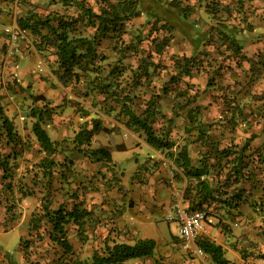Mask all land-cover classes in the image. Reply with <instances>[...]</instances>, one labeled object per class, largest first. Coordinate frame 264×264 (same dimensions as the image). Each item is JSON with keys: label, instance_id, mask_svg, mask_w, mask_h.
I'll use <instances>...</instances> for the list:
<instances>
[{"label": "rangeland", "instance_id": "rangeland-1", "mask_svg": "<svg viewBox=\"0 0 264 264\" xmlns=\"http://www.w3.org/2000/svg\"><path fill=\"white\" fill-rule=\"evenodd\" d=\"M160 1L169 2L170 0ZM177 1L182 7H186L189 3L194 8L188 14L189 21L186 24L175 18V13L180 11L179 9H170L173 12L167 18L173 20L175 29L170 34L169 42L159 59L156 58L160 60L161 65L165 66V70L163 69L159 76L153 78L151 86L155 88H159L168 80L172 61L175 58L192 55L191 38L198 31L206 30L215 23L206 12L207 0ZM217 1L222 6L228 5L231 8V16L221 13L224 25H229L228 22H233L231 20L235 19V23H239L238 28H241L244 24L240 22V19L244 15L248 26L240 33H236L234 39L242 44V52L247 58L253 57L254 53L264 48V0H243V7L235 3L236 0ZM141 3V15L125 24L123 39L128 42L134 35H137L143 40L141 48L147 52L150 25L146 22L145 12L152 5L150 0H141ZM50 12L72 14L73 9L65 10L60 4L52 3L50 0H0V103L23 144V147L17 146L15 149H11V145L1 148L3 153L19 154L14 162L18 167L12 170L13 181L18 186V180L23 179L21 176L25 167L37 162L42 155L31 133L33 120L28 117L31 107H40L43 103L42 101L33 103L30 94L39 95L37 93L41 90L43 93L41 95L49 101V107L52 109L51 118L46 121L45 129L52 140L60 143L61 152L55 159L58 162L72 161V165L65 171L71 181L69 186L63 187L60 192L58 183L52 182L48 196V199L50 197L52 200L50 209H55L61 203L69 207L72 199L67 197L65 192L68 191V193H76L84 207L91 212L80 227L73 223L66 226V237L72 245L71 256L85 260L89 259L94 251H100L105 242L108 244L112 241L132 243L138 238H151L156 242L153 255L149 258L131 260L126 264H194L191 261L193 259L199 260V264H212L208 257H195L180 249L176 238L171 236L175 233L174 223L167 224L163 221L161 212L154 218L156 222L153 218H150V221L146 219V209L143 207L145 201L142 200L146 192L143 191L150 184L148 176L158 170L160 160L145 165V162L138 158L139 155L135 153L130 155V150L140 144V141L130 140L128 130L116 126L112 133L100 132L92 139L91 148L105 146L110 150L111 155L121 158L120 162H114L112 158L109 162L92 161L83 150L77 151L73 148L74 134L87 125L85 122L88 123L90 117L99 118L106 128L116 125L112 117H106L103 112L99 111L98 104L93 106L92 101L99 103L100 97L83 98L81 96V92L84 91L82 84L60 86L54 76L57 67L54 49L45 48L44 51L39 52L33 46L35 37L28 31H26L28 32L27 41L21 40L18 43V51L10 52L9 33L5 27L20 30L16 23L18 18L31 14L44 17ZM162 31L160 33H163ZM154 36L155 32L151 34V37ZM208 38L205 37L203 45L200 44L199 56L207 54V59H211L219 56L221 48L218 50V44L207 42ZM112 49L113 46L108 41H104L99 48V52L108 56V62L115 61L114 57L117 55ZM41 63L44 70L40 72L39 68L43 67ZM120 63L135 67L136 59L130 56L128 59H122ZM212 66L216 64L213 63ZM218 75L219 73H213V81H211L212 77L207 78L204 71L194 72L191 79L181 77L177 85L171 84V92L161 100L160 113L163 118H158L154 128L168 131V139L173 147L169 151L161 152L172 163L175 162L172 154H176L177 150L186 143L191 146L195 145L194 148L198 145H213V143H217L218 148L230 144L241 146L250 134L260 132L264 127V103L253 101L258 96V92L252 93L249 90L253 87L259 91L264 89L263 74L259 75L258 84H256L258 80L255 82L244 80L245 87H248L246 92L250 93L248 95L250 97L253 94V98L246 102L251 108L246 107L242 110L241 116L233 112L237 116L236 126L229 125L226 120L228 115L224 114L227 109L231 110L233 104L232 101L230 102L231 96L228 97L227 94L235 92V89H226L222 81L218 79ZM186 84L188 86H185ZM245 87L243 86V89ZM180 90H186L187 93L183 97H177L176 93ZM82 107L89 111L87 118L81 117ZM244 112L246 118L243 117ZM249 112L251 115H248ZM239 117L247 120L242 121ZM236 141L239 143L234 144ZM249 144L250 147L246 154L252 153V144ZM261 145L264 146V143ZM118 147L124 150L116 152ZM206 156H210L208 150L203 153L200 149L197 153V159L204 160ZM256 157L257 155L252 156L251 160L256 161ZM210 158H207L209 163H211ZM149 161L152 160L149 159ZM10 162L13 164L12 159ZM253 165L254 163H251V169ZM212 174L216 177V173ZM32 181L31 177V183ZM188 181L194 183L193 179ZM2 183L0 173V264H52L53 260L61 256V252L48 240L46 233L48 224L45 218H41L39 223L36 222L34 228L29 222L32 216L42 215L41 194L36 193L19 201L18 190L15 189L12 194L5 192ZM165 185L169 187V184ZM31 187L36 191L33 185ZM177 188L182 189L180 185ZM156 207L157 205H153V209ZM212 213L213 211L209 212L208 216L211 217ZM142 218L146 220L143 221ZM234 224V221L232 224L221 221L210 224L209 230L215 228L213 230L215 233L210 232L207 239L214 243L218 240L227 252V257L234 264H264V242L261 247L252 241L242 246L239 241L241 235L234 230ZM251 230L256 229L253 227ZM256 231L257 236L261 234L264 238V230L258 232L257 229ZM235 253L241 257V260Z\"/></svg>", "mask_w": 264, "mask_h": 264}, {"label": "trees", "instance_id": "trees-1", "mask_svg": "<svg viewBox=\"0 0 264 264\" xmlns=\"http://www.w3.org/2000/svg\"><path fill=\"white\" fill-rule=\"evenodd\" d=\"M50 1L60 4L65 10L73 9V13L50 12L44 17L31 14L18 18L16 23L21 31H28L35 37L33 46L39 52L44 51L45 48L54 49L57 65L54 76L60 86L82 84L84 91L81 92V96L83 98L100 97L99 103L92 101L93 106L98 104L99 111L103 112L106 117L113 118L116 125L106 128L99 118L90 117L88 123L85 122L87 125L74 134L73 148L77 151L83 150L84 154L92 161H111V152L108 148L105 146L91 148V143L92 139L100 132L112 133L116 126L139 136L148 147L155 151H169L173 146L168 139V131H163L161 128L157 131L154 128L158 118H163L160 113V102L171 92V84L177 85L181 77L191 78L194 72L204 71L205 74H210L211 79L213 74L209 69H206L205 64L212 65V63L217 64L218 62L217 66L223 67V63L229 61L239 66L241 61L249 60L248 73L251 81L262 70L264 71V48L254 53L252 58H247L242 53V44L234 39L236 33H240L248 26L244 15L240 19V22L244 24L241 28L235 24L224 25L221 13L231 16V8L228 5L222 6L217 0H207L205 6L207 14L215 23L206 30L198 31L191 38L194 54L189 57L175 58L172 61L168 80L162 83L159 88L151 86V83L154 77L159 76L163 69L165 70V66L161 65L160 60L156 58L159 59L169 42L170 34L175 29L173 20L167 18L173 12L170 9H179L180 11L175 13V18L186 24L189 21L188 14L194 6L188 3L186 7H182L177 0L169 2L150 0L152 9L149 8L145 12L146 22L150 25L147 36L149 48L146 52L141 48L143 40L137 35H134L128 42L123 39L126 30L125 24L141 15V0ZM235 3L241 7L244 4L243 0H236ZM231 21L235 22V19ZM161 30L163 33H160ZM154 32L155 36L151 37ZM205 37H209L207 42L218 44V50L225 47V51H229L230 54L220 57L219 61L216 58L207 59V54L200 57L199 48L200 44L203 45ZM104 41L112 44V51L117 53L114 57L115 61L108 62V56L99 52ZM130 56L136 59L135 67L121 65V60L128 59ZM230 64L225 65L224 68L230 69ZM213 72L218 74L219 68L218 71L214 70ZM213 80L211 79V81ZM186 86L188 85L186 84ZM186 93V90H180L176 96L183 97ZM30 99L33 103L43 102L42 106H33L28 112V117L33 120L31 133L42 155L37 162L25 167L21 176L23 179L18 180L19 185L17 186L12 178V170L18 167L14 162L19 154L3 153L1 148L11 145V149H15L17 146L23 147V144L0 103V173L4 191L12 194L17 189L20 194L19 201L36 193L41 194L42 215L32 216L29 222L34 228L36 222L39 223L41 218H45L48 224V228H46L48 240L61 252V256L53 260L52 264H126L131 260L151 257L156 247L155 240L151 238H138L132 243L112 241L111 244H108L105 242L100 251H94L89 259L85 260L71 256L73 251L72 245L66 237V226L73 223L80 227L91 212L84 207L76 193H68V191L65 193L72 199L70 206L67 207L61 203L55 209H50L52 200L50 197L48 199V196L52 182L58 183L60 192L63 187L69 186L71 181L65 171L72 165V161L58 162L55 159L61 149L60 143L52 140L45 129L46 121L50 120L52 113L49 101L41 94H30ZM231 101L233 102L232 108L230 111L226 110L229 112L226 120L229 125L236 126L237 116L233 112L235 111L241 116L247 103H237L235 98L230 99ZM80 111L82 112L81 117L89 116L87 109L82 107ZM262 132H264V127H262ZM254 137L255 135L250 134L241 146L230 144L218 148L217 143H213L216 145L214 164H211L212 162L206 164L207 158H210L206 156L204 160H200L201 165L191 166L185 147L180 148L176 154H172L177 168L186 180L183 197L189 208L205 209L211 212L210 206L218 199L229 208L237 206L245 191L242 186L243 182L251 180L250 175L254 174L250 168L251 163L255 162L254 159L251 160L254 153L246 154L250 146L249 142ZM123 150L120 147L116 149L117 152ZM256 158L257 162L264 161V158L259 154ZM222 160L225 162L223 163ZM221 164L224 165L221 166ZM12 166L15 167L12 168ZM212 173H216V177ZM263 178L262 176V180H260L262 183ZM191 179L194 180V183L188 181ZM229 198L235 203L233 206L228 205ZM197 245L204 255L210 258L212 264H234L225 257L222 246L205 238L199 239Z\"/></svg>", "mask_w": 264, "mask_h": 264}, {"label": "crops", "instance_id": "crops-1", "mask_svg": "<svg viewBox=\"0 0 264 264\" xmlns=\"http://www.w3.org/2000/svg\"><path fill=\"white\" fill-rule=\"evenodd\" d=\"M228 24L229 25L235 24L238 26L237 22L236 23L235 22H228ZM193 52L194 51L192 49V54H194ZM219 54H221V55L216 56V57H212V58H216L217 61H219L220 57L222 58L223 56L229 55L230 52L225 51V47H222ZM230 63L231 62L226 61L225 63H223V67H221V66L218 67L217 66L218 62L216 64V66H212L210 64H205V66H207V68L208 67L210 68L209 70H211L210 73L212 72V74L214 73L213 72L214 70L218 71V68H219L218 79L220 81H222V83L224 84V87L226 89H229V90L235 89V92H229L227 94L228 97L231 96L230 99L235 98V101L237 103L241 102L242 104H244V103L248 102V100H252V98H253V94L251 95V97L248 96L250 93L246 92L248 90V87H245V84H244V80H246V79L250 80V74L248 73L249 60H247L246 62L241 61L239 66H237L235 63H231V64ZM229 64L231 65V68L226 70L224 67H225V65H229ZM260 74L261 75L263 74V76H264V71L262 70L261 73H259L257 76H255V78L252 79V82L253 81L255 82L256 80H258ZM206 76H207V78H210L209 74H206ZM191 78H187V79H191ZM212 79H213V77H212ZM259 82H260V80H258V82L256 84H258ZM243 86L245 87L244 89H243ZM249 90L252 93L258 92V96L255 99H253V101L257 100V101L264 103V89L259 91L256 89V87H253L252 89H249ZM37 94H43V93L40 90ZM246 107L251 108L249 103L246 104L245 108ZM224 114L228 115L229 112H225ZM248 115H251V112H249ZM243 117L246 118L245 112H244ZM241 120L245 121L247 119L242 118ZM213 127L215 129L218 128L217 126H213ZM213 127L211 128L212 130H213ZM221 131H223V130L221 129ZM128 134H129L130 140L138 139V141H140V144H138L136 147H134L133 149L130 150V155H132L133 153H135L136 155H139L138 158L141 161L145 162V165L151 164L154 161H159L160 158L163 157L162 152L155 151L154 149L148 147L143 142V139L138 138L137 135L135 136L131 132ZM252 134L255 135V137L249 143L252 144L251 145L253 148L252 152L254 153L253 156L259 154L260 156H262L264 158V146L261 145L262 143H264V132H262V129H261L260 132L256 131V132H253ZM247 138H249V137H247ZM238 143H239V141L234 142V144H238ZM194 146L195 145L191 146V144L186 143V145L184 144L180 147V148H182V147L186 148L191 166L197 167V166L201 165L200 159H197V153L199 152L200 149L202 150L203 153L206 150H208V152L210 153L209 157H212V158H210V160H211V162H214L213 157H214V151H215L216 145L215 146H213V145L199 146L198 145L196 148H194ZM224 147H226V146H224ZM180 148L178 150H180ZM258 149H261V150L258 151ZM174 150H175V148H174ZM111 158L113 159L114 162H120V159H121V158L119 159V157L116 158L114 155H111ZM149 159L152 161H149ZM208 159L206 161V164H209ZM222 161H223V163L225 162L224 160H222ZM173 164L175 167V172L171 171L169 168L162 167L161 162H160L159 163L160 166L158 167V170L156 172H152L151 176H148L150 178V181H149L150 184L143 191L146 193H145L144 197L142 198V200L145 201V204L143 205V207H145L144 209H146L145 214H147L146 219L148 221H150V218H153V220H154V218L156 217V215L159 212L162 213L163 221H165V217H166L167 212L169 210L170 202L172 200L170 188L167 187L165 184L168 185L170 182H172L174 186L179 187V185H180L182 187L181 190H184L183 186H185L186 180H185L183 174L180 172V170L176 167L175 162ZM252 170H253L252 173H254V174L250 175L251 180H249L248 182L245 180L242 184L243 188H245V191L242 194V197L239 200L237 206L235 208H229V206L222 204L219 199L215 200V202H213L212 205L210 206V210H212L213 213L211 214V217H209V222L211 224H215V222L221 221L222 223H226V224L231 223L232 224V222L234 221V223H235L234 224V226H235L234 230L237 231L241 235L239 241L242 244V246H246L249 241H252L261 247L263 245L262 242H264V238H263V235H261V234L259 236H257L256 230L258 229V232L259 231L262 232L264 230V227H263V223H264V178H263V183L260 182V180H262V176L264 177V161L263 162L262 161H258V162L255 161L254 165L252 166ZM176 172H177V176H176ZM251 182H252V184H251ZM253 183H254V185H253ZM230 204L233 206V201L229 198L228 199V205H230ZM153 205H157V207L153 209ZM146 219L142 218L143 221H145ZM154 222H156V221L154 220ZM166 223L169 224L168 222H166ZM259 225L261 226L260 228L258 227ZM253 227L256 230H251ZM214 229L215 228H211V230H210L211 234L215 233L213 231ZM171 236L175 237V233L171 234ZM215 244L222 246L218 240L215 241ZM223 250L225 253V257L228 260H230V258L227 257L228 254L225 251V249H223ZM230 251L233 252V250H230ZM235 254L238 256L237 253H235ZM205 257H208V256L205 255ZM238 258L241 260L240 256H238ZM208 260L210 263H212L209 257H208ZM191 261L194 264H199V262H198L199 260H197V259H193Z\"/></svg>", "mask_w": 264, "mask_h": 264}, {"label": "built area", "instance_id": "built-area-1", "mask_svg": "<svg viewBox=\"0 0 264 264\" xmlns=\"http://www.w3.org/2000/svg\"><path fill=\"white\" fill-rule=\"evenodd\" d=\"M5 30L9 33V50L10 52L18 51V43L21 40L27 41L26 35L28 32L21 31L17 28ZM43 66V64H40ZM44 66L39 68V71H43ZM161 166L169 168L171 171L175 170L173 163L165 158H160ZM169 188L172 195V200L169 205V210L165 217V221L168 223H174L175 225V238L178 241L180 249L184 253H188L195 257L205 256L203 251L198 247L197 241L199 239H207L210 234V222L208 216V210L205 209H191L188 203L183 197V190L178 189L169 183ZM210 226V227H209Z\"/></svg>", "mask_w": 264, "mask_h": 264}, {"label": "clouds", "instance_id": "clouds-1", "mask_svg": "<svg viewBox=\"0 0 264 264\" xmlns=\"http://www.w3.org/2000/svg\"><path fill=\"white\" fill-rule=\"evenodd\" d=\"M5 28H7V27H5Z\"/></svg>", "mask_w": 264, "mask_h": 264}]
</instances>
